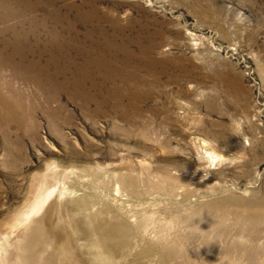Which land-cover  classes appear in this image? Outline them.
Instances as JSON below:
<instances>
[{"label": "rangeland", "instance_id": "1", "mask_svg": "<svg viewBox=\"0 0 264 264\" xmlns=\"http://www.w3.org/2000/svg\"><path fill=\"white\" fill-rule=\"evenodd\" d=\"M56 4L72 19L75 9L88 11V27L73 22V60L61 57L60 66L74 73L86 66L82 49L93 51L85 70L94 86L86 97L59 87L52 100L0 66V252L8 263L160 264L156 243L180 249L170 264H264V0ZM44 32L31 13L0 0V40L25 44L37 60L28 45L46 41ZM54 190L39 220L21 224ZM102 219L131 224L109 256L91 245Z\"/></svg>", "mask_w": 264, "mask_h": 264}, {"label": "bare ground", "instance_id": "2", "mask_svg": "<svg viewBox=\"0 0 264 264\" xmlns=\"http://www.w3.org/2000/svg\"><path fill=\"white\" fill-rule=\"evenodd\" d=\"M10 1L15 7L19 9L20 14H23L24 11H27L31 13L34 21L40 22L44 25L45 28L44 34L46 36L45 37L46 41H44L43 43L40 42L36 43L33 46L35 49H33L32 44L29 43L30 45H28V48L30 52L37 53L41 57L37 60L35 59L28 60L31 54H28L27 46H25V44L17 45L15 44V41L5 40V39L0 40V66L6 67L7 69L13 71L16 75L22 77L23 80H25L27 83H33L34 86H36V88L39 90H44L47 88L49 90L48 93H50L52 100H55L57 98L58 96L57 89L59 87L67 88L71 86L74 87V90L80 91L81 94H83L82 92H84L85 94H88V96H92L90 90H92L93 89L92 87L94 86L93 73H86L85 69L88 66L90 67L95 59L93 51L91 50L84 51L82 49V52L87 55L86 66L85 65L78 66L76 70H74V73H65L64 70H66V68H62L60 66V61L62 60L61 57H64L68 61L73 60L71 49L73 44L76 43V41L79 39V32L77 31V27L73 22H77V21L86 22L87 23L86 25L88 27L91 24L89 22L90 19L88 16V11H80L75 9L76 15L74 21V19L70 17V13L67 12L63 13L61 8L56 7L57 0H10ZM42 8L46 9V13L41 14L38 11V10H42ZM65 23H68L66 27L67 28L69 27L68 28L70 30L69 36H64L62 31L59 29L60 27H65L64 26ZM50 24L54 27L55 29L54 31H50V30L47 31ZM42 45L45 47H42L41 50H39L38 47ZM44 56L48 57L47 59L48 61L46 64L45 63L43 64L41 61ZM88 82L92 83L91 88L86 87V84ZM122 181L123 183L126 184V188H131L130 189L131 193L138 192L135 179H132V177L125 175L124 177H122ZM54 193L55 190L48 193L42 201L39 200L37 204L25 214L24 217L20 218V223L26 224L32 222V220L34 219L33 217L41 213V211L46 207V205H48L49 200L54 195ZM59 194L61 196L62 192H60ZM84 200L85 198L83 197L82 194L79 195L74 201L75 203H79V202H84ZM44 216H47V214L46 215L44 214ZM37 220L39 219H34L33 222ZM114 220L108 221L107 219H102L97 226L91 229V232L97 236V238H94L95 240L91 245L97 250V252L99 253L101 252L102 255L107 254V252L116 248L131 230V224L128 220H125L123 222L114 221ZM205 221L206 219L198 220L196 224H202ZM86 229H87L86 227H83V229L81 228L82 231L80 230V233L83 235L84 233L87 232ZM112 235H118L121 238L119 239L118 243L117 242L116 244L112 243L113 240ZM154 245L160 249L159 251L161 253L160 264H170V262L174 259V256L176 255V251L178 252V250H180L179 248L178 249L176 248L177 247L176 245L174 249L168 248L166 246L163 247L162 245L160 246V244H156V243H154ZM243 250L246 249L243 248ZM98 255L96 256V258L101 259L100 257L102 256H98ZM107 255L109 256V254ZM98 262L100 263V261ZM0 264H9L6 255V250L0 252Z\"/></svg>", "mask_w": 264, "mask_h": 264}, {"label": "clouds", "instance_id": "3", "mask_svg": "<svg viewBox=\"0 0 264 264\" xmlns=\"http://www.w3.org/2000/svg\"><path fill=\"white\" fill-rule=\"evenodd\" d=\"M248 18L244 16L242 12H238L236 15V20L239 23H244Z\"/></svg>", "mask_w": 264, "mask_h": 264}]
</instances>
